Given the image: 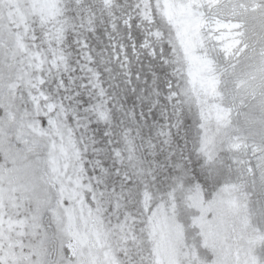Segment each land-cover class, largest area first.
Wrapping results in <instances>:
<instances>
[{"label":"snow or ice","instance_id":"snow-or-ice-1","mask_svg":"<svg viewBox=\"0 0 264 264\" xmlns=\"http://www.w3.org/2000/svg\"><path fill=\"white\" fill-rule=\"evenodd\" d=\"M0 264H264V0H0Z\"/></svg>","mask_w":264,"mask_h":264}]
</instances>
